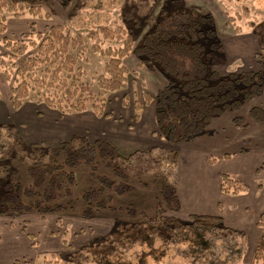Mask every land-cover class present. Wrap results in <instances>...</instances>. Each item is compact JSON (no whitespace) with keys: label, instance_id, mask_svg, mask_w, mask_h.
I'll list each match as a JSON object with an SVG mask.
<instances>
[{"label":"trees","instance_id":"1","mask_svg":"<svg viewBox=\"0 0 264 264\" xmlns=\"http://www.w3.org/2000/svg\"><path fill=\"white\" fill-rule=\"evenodd\" d=\"M55 1L66 8L70 0ZM46 3V0H0V44L4 50L0 53V76L10 83L8 99L14 111L20 110L25 102H32L56 110L61 115L90 111L97 117H107V97L126 89L129 75L136 77V73L129 72L123 62L130 54H134L148 69L157 66L166 77V85L154 97L143 92L141 101L135 99L132 102L133 120L139 121L140 113L154 102V121L160 138L178 147L182 142H192L207 135L208 125L214 118L225 112H238L245 102L262 92L264 56L255 55L259 70L231 72L225 76L219 74L211 66L224 64L225 51L215 35L213 18L209 14L180 10L182 2L179 0H165L158 19L137 45L135 34L139 22L131 10L120 16L122 21L131 22V26H103L77 33L64 25H52L46 32L40 33L32 22L28 31L19 38L4 35L7 17L48 18L49 15L42 8ZM254 33L257 39L263 38L260 44L264 49V25L258 26ZM91 56L99 59L101 70L87 79L84 65ZM121 104L128 106L126 96L122 97ZM248 116L252 121L264 124L262 107H251ZM232 122L239 125L241 118L235 117ZM13 144L31 179L30 187L28 185L24 190L27 196L31 191L36 194L33 189L45 181L51 187L58 178L64 184H73L72 171L65 170H72L80 164L89 165L91 175H96V158L105 159L106 167L117 177L127 178L123 170L127 159L102 139L91 143L85 136L73 135L57 146L30 143L22 148L14 136ZM150 152H141L140 155ZM61 154L64 159L59 163L57 157ZM171 156L173 161L178 158L174 151ZM229 158L230 155L224 154L217 158L208 157L207 160L213 164L218 159ZM2 159L0 181L16 172L8 164L1 163ZM219 177L220 190L224 194L238 195L247 190L244 182L229 174L221 173ZM97 179L101 183L97 191L102 192L108 183L102 177L97 176ZM50 192L48 188L44 199ZM160 193L167 210L175 212L179 209L178 197L172 185H164ZM83 198H87V193ZM107 201H99L95 206L109 209L111 207ZM4 202L8 203L11 215L29 212L54 214L59 209L57 205L45 206L39 201L25 205L16 194ZM88 212L87 208L84 215ZM162 214L163 208L156 197L153 217H144L143 222L135 224L116 221L112 238L98 237L93 244L81 246L71 253L42 256L36 264H73L75 258L76 264L80 259H84L87 264H114L110 260L115 255L112 254L114 245L122 248L128 243L130 247L136 243L147 245L150 249L148 254L158 263L165 250L153 249L155 238L164 246L189 243L188 251L182 250L181 254L196 261L210 249L211 239H207V235L214 231L243 241L239 249L235 244L234 254H229L227 260H215L208 264H235L244 254V235L225 227L221 217L189 215L188 221H181L173 217L165 218ZM57 223L61 225L60 219H57ZM256 225L263 230V235L262 245L253 253V262L264 264V211L259 215ZM27 236L30 237L29 234ZM62 240L66 243L65 239Z\"/></svg>","mask_w":264,"mask_h":264},{"label":"rangeland","instance_id":"2","mask_svg":"<svg viewBox=\"0 0 264 264\" xmlns=\"http://www.w3.org/2000/svg\"><path fill=\"white\" fill-rule=\"evenodd\" d=\"M46 1L47 3L42 5V8L49 15L48 18L7 17L4 35L19 38L22 33L28 31L29 24L32 22L35 23L36 30L40 33L46 32L52 25H64L77 33L96 30L103 26L112 28L131 26V22L120 19L124 12L131 10L139 22L135 34V45H137L152 28L153 22L158 19L165 2V0H70L67 7L62 8L55 0ZM179 1L182 2L180 10L195 11L202 15L209 14L213 18L215 35L225 51L224 64L212 65L213 70L225 76L231 72L240 73L260 69L255 55L264 56V49L260 44L263 38L257 39L254 30L258 26L264 25V0ZM3 52L0 44V53ZM123 62L129 72L136 73V77L129 75L126 89L112 93L107 97L105 105L107 117H97L90 111L61 115L56 110H50L42 104L32 102H25L21 110L14 111L8 99L10 83H6L0 76V159L3 158L1 163L8 164L16 170L15 173H10L0 181V236H5V241V238H9L10 234L16 233L21 239H26L21 233L22 231L24 234H34L32 239H35L32 243L35 247L29 246V241L27 242L28 246H24L21 244L22 242L15 244L13 251H16L18 256H22L13 264H36L42 256L48 255L49 250L47 252V249L44 248L47 243L41 241L46 229L54 230L52 234H58L55 237L58 249L54 250L59 253H71L81 246L93 244V241L98 237L109 236L112 238V230L116 221L135 224L143 222L144 217H153L156 197L163 208L162 216L188 221L187 218L181 217L177 211L167 210L160 193L164 185L175 187L179 181L177 180L179 165H172L171 152L174 151L178 157H182L183 163L180 165L182 169L186 168L185 163L195 165L191 167L190 172L192 176L195 175L196 179V170L199 172L205 169H199L193 159L201 156V154L195 155L197 152L206 150V145L202 147L199 144L207 142V139L212 140L216 146L214 150L204 154L201 160H205L206 156L217 158L229 154L226 152L227 149L228 151L230 149L228 148L229 139L232 138L230 133L234 134L236 143H233V147L237 148L235 152L237 154L241 153V149H244V153L249 151V154H257V151L262 147L260 144L254 146L246 138L250 129L249 124H251L248 112L251 107L258 105L260 95L245 102L238 112H225L220 118H214L208 125L209 133L207 135L209 137L200 138L195 143L182 142L178 147L170 145L159 136L154 121V102L144 108L137 122L133 120L134 112L131 107L135 99L141 101L143 92L154 97L157 91L166 85L165 75L157 66L148 69L142 65L134 54H130ZM84 69L86 78H91L101 70L99 59L96 56H91L89 62L84 65ZM123 96L128 99L127 107L121 104ZM235 117L241 118L239 125L233 124L232 120ZM73 135L85 136L91 143L97 139L108 141L127 159L126 167L123 169L127 173V178L117 177L106 167L105 159L96 158V175L104 178L108 185L111 184L110 186L106 185L102 192L97 191L101 187V183L96 175H91L89 165L80 164L72 170H65L72 171L73 184H64L63 180L58 178L54 180V186L51 187L48 181H45L40 187L33 189L34 192H37L36 194L31 191L28 192V196L24 195V190L28 185V188L30 187L31 179L18 156L19 152L14 149V136L19 141V146L25 148L30 143L57 146ZM142 139H145L148 144L142 150H135L138 148L137 145L142 143ZM150 148H153L151 152H154L151 153V156H132L135 151L141 153L149 151ZM63 159V154L57 157L59 163H62ZM218 161V168H224L226 165L224 160ZM253 162L254 160H252ZM173 166L174 169H172ZM261 167L264 165L262 164ZM201 174L205 176L204 173ZM208 174H213V171L209 170ZM180 177L186 180L183 174ZM242 177L253 183L264 182V178H251V173L248 172ZM237 179L240 180V178ZM180 182L185 184V182ZM48 188L51 192L45 197L47 199H44V193ZM120 190L121 192H119ZM86 193L87 198H83ZM15 194L25 205L39 201L45 206L57 205L59 209L54 214L29 212L11 215L8 203L4 201L9 200ZM102 200H108L107 204L111 208H97L95 203ZM87 208L89 212L85 216L84 212ZM57 219H60L61 225L57 223ZM18 236L10 238V240L19 241ZM60 237L65 239L67 247L59 246ZM207 239H211L210 249L196 261L188 256L183 257L181 254L182 250L188 251L189 243L164 246L157 238H155L153 249L165 250L163 251L164 256L158 263L155 262L152 255L148 254L150 249L147 245L138 243L131 247L128 243L122 248L114 245L112 254L115 255L111 256L110 260L114 264H208L215 260L217 262L227 260L229 254L233 256L235 244L239 249L242 242L238 240V237L233 238L223 232L216 231L207 235ZM0 246H3V243ZM10 249L9 246V251ZM5 252L7 251H0V256L2 257ZM76 261L77 258L74 259V262ZM74 262L73 264H76ZM78 264L87 263L84 259H80Z\"/></svg>","mask_w":264,"mask_h":264},{"label":"crops","instance_id":"3","mask_svg":"<svg viewBox=\"0 0 264 264\" xmlns=\"http://www.w3.org/2000/svg\"><path fill=\"white\" fill-rule=\"evenodd\" d=\"M259 97L260 101L258 102L257 106L264 108V87ZM24 105L25 104H23L21 109L24 107ZM220 117L221 116L216 118ZM250 123V129L246 138L247 140H250V142H252L254 146H258L259 144L262 145L259 151H257V154H249V151L244 153V149H241V153H235L237 151V148L233 147V143H236V141L234 138V134L230 133V135H232V138L230 137L229 139L230 143H228V148L230 149L229 151L227 149L226 152L229 153L228 155H230V158L218 159L224 160V164H226L224 168H218V160L213 164H210L207 160L208 156H206L205 160H201L204 154L211 152L216 146V144H213L212 140L210 139H207V142H201V144H199L202 147L206 145L207 148L206 150L203 149L202 151L197 152L195 155L201 154V156L199 158L193 159V162H195L199 169H205L199 172L198 170H196V179L195 175L193 174L192 176L190 172L191 167L195 165H193L192 163H190V165H187V163H185L186 168H183V170L180 167L181 163H183L181 156L178 157L176 161L172 160V165H179V168L177 170V180L179 181L177 185H175L174 189L176 191L179 202V209L177 210V212L180 213L181 217L188 219L189 215L218 216L223 219L225 227L240 232L244 235V254L239 260L235 261V264H254L253 253L258 246L262 245L263 230L256 225V222L261 212L264 211V182L259 181L253 183L252 181H247V179H245V177L243 178L242 176L246 172H248L251 173V178H264V167H261L262 164L264 165V124L254 122L252 120H250ZM206 137L209 136H201L191 143H195L199 141L200 138ZM141 142L142 143H140L139 146L137 145L138 148H134L135 150H142V148L144 149V147L148 144L145 139H142ZM150 150L153 151V148H150L149 152ZM151 153L152 152L142 156H151L154 152L152 154ZM140 154L142 153L135 151L133 152L132 156H140ZM252 160H254L253 163ZM172 169H174V166L172 167ZM217 169L218 172H216ZM209 170L213 171V174H208ZM201 173H204L205 176H203V174ZM221 173H226L231 176L240 178V180L246 184L247 190L238 195H229L222 193L220 190L219 177ZM182 174L184 179L186 180L181 179L180 175L182 176ZM180 181H182L183 183L185 182V184H181ZM44 223L47 224L46 222ZM53 232L54 230L52 231L50 229H46L41 239V241H46L45 243H47L44 248L47 249V252L49 250V253H47L48 255L59 253L56 252L57 250H54L58 249V245L55 242V237L58 236V234H52ZM21 233H23L26 239H21L20 236H18L16 233L10 234L9 238H5V241V236H0V244L3 243V246H0V251H7L3 254L2 257L0 256V264H13L15 260H19L20 256L22 255L18 256L16 254V251H13V247H15V244H19V242H22L21 244L26 246L27 242L29 241L28 245L35 247L32 244L33 241H35V239H32V236H34V234L30 233V237H28L27 233L24 234V232L22 231ZM17 236L19 237V241L10 240V238L12 239L13 237L15 238ZM62 239L63 238L60 237L61 241L59 243V246L61 245V248L67 247V243H64ZM240 239L241 238H239L238 240ZM9 246L12 251L11 249L9 251Z\"/></svg>","mask_w":264,"mask_h":264}]
</instances>
